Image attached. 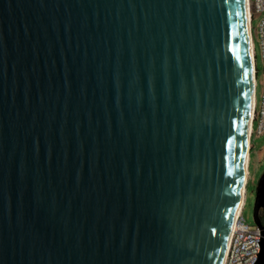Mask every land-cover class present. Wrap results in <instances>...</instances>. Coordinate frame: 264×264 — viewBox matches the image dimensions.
<instances>
[{"label": "water", "instance_id": "95a60500", "mask_svg": "<svg viewBox=\"0 0 264 264\" xmlns=\"http://www.w3.org/2000/svg\"><path fill=\"white\" fill-rule=\"evenodd\" d=\"M253 104L246 0H0V264H223Z\"/></svg>", "mask_w": 264, "mask_h": 264}, {"label": "built area", "instance_id": "2783aa9c", "mask_svg": "<svg viewBox=\"0 0 264 264\" xmlns=\"http://www.w3.org/2000/svg\"><path fill=\"white\" fill-rule=\"evenodd\" d=\"M248 24L250 33V48L253 63V86L254 104L251 114L249 129V164L251 152L254 148L253 138L264 134V0H249ZM255 20H258L256 27H253ZM258 41L261 52V67L257 66V56L255 51V41ZM261 83L262 94L260 103L256 99V89ZM249 182V165L247 174V184ZM244 200L240 211L235 217L233 229L226 248L223 264H256L261 253V243L263 239L262 230L256 226L245 224L243 218Z\"/></svg>", "mask_w": 264, "mask_h": 264}, {"label": "rangeland", "instance_id": "374dc122", "mask_svg": "<svg viewBox=\"0 0 264 264\" xmlns=\"http://www.w3.org/2000/svg\"><path fill=\"white\" fill-rule=\"evenodd\" d=\"M258 20H255L253 27H256ZM255 51L257 56V66L261 67V52L258 41H255ZM262 94V87L259 81L256 89V99L260 103ZM253 150L251 152V160L249 164V182L246 188V198L243 207V218L245 224L249 226H256L254 217V208L256 201V190L260 178L264 173V134L253 138Z\"/></svg>", "mask_w": 264, "mask_h": 264}, {"label": "bare ground", "instance_id": "6f19581e", "mask_svg": "<svg viewBox=\"0 0 264 264\" xmlns=\"http://www.w3.org/2000/svg\"><path fill=\"white\" fill-rule=\"evenodd\" d=\"M246 4H247V14H248L249 8H250L249 7V0H246ZM248 165H249V157L247 158V170H246V176H245V181H244V185H243V194H242L241 201L239 203V207H238L237 213L240 211L242 203H243V200H244V192L246 190V182H247V174H248ZM237 213H236V215H237ZM232 229H233V226H232Z\"/></svg>", "mask_w": 264, "mask_h": 264}, {"label": "trees", "instance_id": "16d2710c", "mask_svg": "<svg viewBox=\"0 0 264 264\" xmlns=\"http://www.w3.org/2000/svg\"><path fill=\"white\" fill-rule=\"evenodd\" d=\"M262 219H263V221H264V213H262Z\"/></svg>", "mask_w": 264, "mask_h": 264}, {"label": "snow or ice", "instance_id": "6c2138e0", "mask_svg": "<svg viewBox=\"0 0 264 264\" xmlns=\"http://www.w3.org/2000/svg\"><path fill=\"white\" fill-rule=\"evenodd\" d=\"M241 67H243V65Z\"/></svg>", "mask_w": 264, "mask_h": 264}]
</instances>
